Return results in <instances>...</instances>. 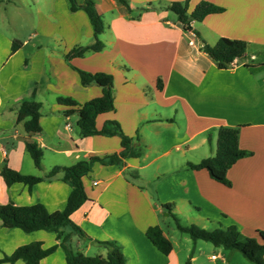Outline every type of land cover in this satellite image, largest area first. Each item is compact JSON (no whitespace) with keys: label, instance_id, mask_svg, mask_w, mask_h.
<instances>
[{"label":"crops","instance_id":"crops-1","mask_svg":"<svg viewBox=\"0 0 264 264\" xmlns=\"http://www.w3.org/2000/svg\"><path fill=\"white\" fill-rule=\"evenodd\" d=\"M75 1L81 6L87 0ZM91 1L104 22V48L67 59L71 50L94 43L82 9L72 11L69 0H0V205L41 204L50 213L60 211L71 189L61 174L45 177L53 167L123 150L120 137H84L77 113L65 115L101 96L98 85L81 84L78 69L112 76L113 110L97 115L95 129L117 123L138 156L119 164L95 161L83 177L87 200L71 220L87 238L71 239L76 251L85 255L79 248L84 242L87 250L103 249L97 256L104 259L107 250L100 243L112 241L126 264H203L194 252L198 241L184 238L179 245L161 228L160 218L170 217L165 204L173 206L180 225L208 231L234 225L256 237L264 231V0H189V13L202 1L223 9L193 21L189 31L166 8L185 0H126L128 7L119 0ZM220 38L246 42V58L219 69L200 46ZM14 41L20 45L12 52ZM60 98L76 107L59 104ZM22 100L40 103L39 133H27L16 122ZM221 127L237 128L239 148L250 153L229 169V187L187 166L214 156ZM27 143L41 149L40 168ZM4 167L42 180L6 186ZM153 226L172 243L168 255L146 237ZM32 242L43 249L58 245L52 232L26 234L0 220V259ZM228 252L209 260L240 261ZM39 264H66L63 249L57 246Z\"/></svg>","mask_w":264,"mask_h":264},{"label":"trees","instance_id":"trees-1","mask_svg":"<svg viewBox=\"0 0 264 264\" xmlns=\"http://www.w3.org/2000/svg\"><path fill=\"white\" fill-rule=\"evenodd\" d=\"M124 6L128 7L126 0H119ZM188 1L172 2L167 5V10L172 12L182 23L184 30H191L193 21L200 22L210 14L221 13L222 8L216 7L207 2L198 3L192 12H188ZM70 9L75 11L82 9L92 26L94 43L87 47H79L71 50L66 58L82 57L86 52H100L104 44L99 36L104 32L105 26L94 2L87 0L83 5L78 6L75 0H69ZM20 43L14 41L12 52L16 51ZM200 49L216 63L219 69H226L235 59L243 60L246 58L247 43L240 40H230L220 38L215 45L209 46L202 44ZM80 77L83 86L96 84L101 88V96L91 99L76 109L65 111V115L77 113V126L80 134L84 137L110 134L116 135L121 139L122 151L118 155L108 156L106 158H91L89 160L79 161L69 167H53L45 176L53 178L61 174V180L70 186V193L65 207L60 211L48 212L41 204L31 206H15L12 203L0 205V220L8 229H19L26 234L36 231L52 232L56 235L58 245L48 249H43L39 242H32L28 245L20 246L14 250L10 256H4L0 259L1 263L14 264L21 260L24 264H39L40 260L50 255L57 246H60L65 253L66 264H126L121 247L115 242L107 241L100 243L106 250V257L86 256L82 252L71 250V239L77 237L85 239L87 236L72 220L71 215L77 211L87 200V195L83 186L82 179L90 171L95 161L103 164H119L122 159L132 156L137 157L136 152L131 147V141L120 130L115 122L107 123L100 131L95 129V119L97 115L113 110V78L105 73H88L75 69ZM59 104L76 107V104L70 99L60 98ZM40 103L35 101L22 100L18 104L16 122H23L24 130L27 133H39ZM237 128L221 127L217 132L216 151L214 156L205 158L197 164L189 163L187 166L192 170H205L209 176L216 182L229 187L231 185L227 173L229 169L240 159L250 155L238 146ZM26 151L33 160L34 165L40 168L42 161V151L33 143L26 144ZM1 177L6 184L10 186L14 183H23L32 186L42 180L41 177L26 176L15 172L8 167L1 171ZM172 205L165 204L163 208L168 216L172 217L176 223V228L183 234H186L193 242L203 241L212 244L215 247L223 248L226 251H238L244 258L253 264H264V231L258 230L256 237L243 235L236 226L218 227L208 231L197 227L196 225L182 226L177 217L172 213ZM146 237L163 255H168L172 251V243L159 226H153L146 230Z\"/></svg>","mask_w":264,"mask_h":264},{"label":"rangeland","instance_id":"rangeland-1","mask_svg":"<svg viewBox=\"0 0 264 264\" xmlns=\"http://www.w3.org/2000/svg\"><path fill=\"white\" fill-rule=\"evenodd\" d=\"M160 221H161V223H160L161 224V228L166 233H168L170 235V237L172 238V240L174 242H177L179 245H181V244L185 243L184 242L185 241L184 238L185 239L186 238L189 239V237L187 235L182 234V233H180L177 230L176 223H175V221L172 218H170V217L169 218L161 217ZM182 225L184 226L185 223L182 222ZM75 242H76V240H74V242L71 244V246H72L71 250L74 253L76 252V247H75L76 243ZM188 243L190 245H192L191 241L188 242ZM198 245H203V249H201L202 251L198 249ZM79 248L81 249V251H83L85 253L86 256H90V257L97 256V255H99V253L101 251H103V249L97 248L95 246H91L87 250L86 247H85L84 242H81V244L79 245ZM223 251H224L223 248H218V247L213 246L210 243L202 242V241H198L197 242V246L194 249L195 254H201L200 258H201V261L203 262V264H221L219 259H217L215 261L209 260V256H211L213 254L217 255L218 253H221ZM228 253H235L237 255V257H238V259L240 261L238 262V261L233 260V262L236 263V264H253L250 261H248L246 258H244L238 251H229Z\"/></svg>","mask_w":264,"mask_h":264},{"label":"built area","instance_id":"built-area-1","mask_svg":"<svg viewBox=\"0 0 264 264\" xmlns=\"http://www.w3.org/2000/svg\"><path fill=\"white\" fill-rule=\"evenodd\" d=\"M190 44H192V43H190ZM211 258H212V259H215L216 257H215V256H212Z\"/></svg>","mask_w":264,"mask_h":264}]
</instances>
